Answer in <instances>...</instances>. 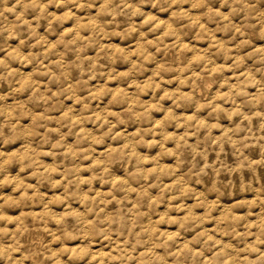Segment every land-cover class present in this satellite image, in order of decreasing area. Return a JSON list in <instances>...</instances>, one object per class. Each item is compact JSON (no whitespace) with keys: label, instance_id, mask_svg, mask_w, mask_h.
<instances>
[{"label":"clouds","instance_id":"9594fccd","mask_svg":"<svg viewBox=\"0 0 264 264\" xmlns=\"http://www.w3.org/2000/svg\"><path fill=\"white\" fill-rule=\"evenodd\" d=\"M0 264H264V0H0Z\"/></svg>","mask_w":264,"mask_h":264}]
</instances>
